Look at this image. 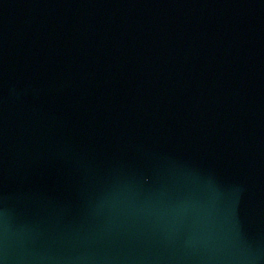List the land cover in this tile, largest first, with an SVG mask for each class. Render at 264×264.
<instances>
[{"label": "water", "instance_id": "obj_1", "mask_svg": "<svg viewBox=\"0 0 264 264\" xmlns=\"http://www.w3.org/2000/svg\"><path fill=\"white\" fill-rule=\"evenodd\" d=\"M0 264H264V0H0Z\"/></svg>", "mask_w": 264, "mask_h": 264}]
</instances>
